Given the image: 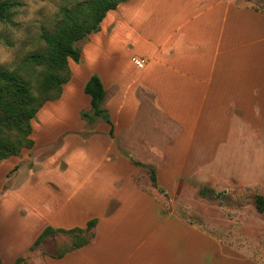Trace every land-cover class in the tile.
Returning <instances> with one entry per match:
<instances>
[{
	"label": "crops",
	"instance_id": "obj_1",
	"mask_svg": "<svg viewBox=\"0 0 264 264\" xmlns=\"http://www.w3.org/2000/svg\"><path fill=\"white\" fill-rule=\"evenodd\" d=\"M77 48L60 96L31 119L33 146L0 161V203L9 207L0 215V257L27 250L47 226L85 227L96 218L86 245L43 264H183L170 238L158 235L171 221L216 243L225 260L264 264V223L255 222L264 212L254 201L233 221H244L249 234L259 229V254L237 247L234 235L223 241L166 210L159 196H175L181 180L211 179L208 168L228 147L264 141V9L234 0H127ZM134 57L145 59L143 68ZM92 74L108 113L89 123L79 113L90 108L83 88ZM235 156L239 165L246 161ZM141 175L147 190L135 182ZM229 176L264 187L263 174Z\"/></svg>",
	"mask_w": 264,
	"mask_h": 264
},
{
	"label": "rangeland",
	"instance_id": "obj_2",
	"mask_svg": "<svg viewBox=\"0 0 264 264\" xmlns=\"http://www.w3.org/2000/svg\"><path fill=\"white\" fill-rule=\"evenodd\" d=\"M8 1L12 3V6L6 12V17L0 19V68L19 70L31 81L36 92L38 82L42 78V72H45L46 68L43 65L32 64L29 61V56L45 49L42 35L52 32L57 25L66 20V12H72L78 5L89 0ZM234 1L238 4H247L254 8L264 9V0ZM83 41H75L74 46L78 47ZM73 63L74 61L68 64V70ZM55 72L60 75H67L66 70H56ZM55 94V89L48 92L49 96ZM83 110L87 111L88 109L82 108L81 111ZM80 113V118L84 119ZM262 148H264V141L261 138L253 142L252 149L228 147L222 156L221 162L217 161L211 165V169L208 168L207 171L215 173H213L211 179L205 182L195 178L181 180L178 183L179 192L175 196L163 197L159 194L164 207L166 210H171L174 214L196 224L206 232L221 237L223 241L229 242L231 235L232 237L234 235L239 241L237 247L246 252L259 254L262 246L259 229L256 228L255 231L250 229L251 233L249 234L248 228L244 227V221L241 222L238 218V226H236L234 218L236 214L239 216L249 214L247 210L252 209L254 195L261 194L264 196V187L263 185L259 187L256 185L248 186L236 181L229 176V173L231 171L238 172L239 177H243V180L252 172H254L256 178L260 174L264 175ZM51 150L42 153L41 157L50 153ZM251 150L253 157H251ZM235 155H241L246 161L243 160L244 163L239 165L235 161ZM27 166L35 168L31 162ZM237 166H244L252 172L245 176L246 171L238 170ZM135 182L138 186L147 190V184L142 175L137 177ZM3 205L1 202V218L6 217V209H9L7 205L5 207ZM241 205L243 206V212L239 213L236 209H240ZM255 222L256 224L264 223V215L262 217L257 216ZM163 228L164 233L158 235L170 238L169 249L175 255L174 258L177 262L183 264H249L240 256L237 261L234 259L232 261L225 260L221 257L216 243H211L207 238L204 240L201 234L191 226L178 225L171 221L164 224ZM235 228L237 230H234ZM145 232L146 229H143L142 234H145ZM161 232L159 231V233ZM154 235L156 234L154 233ZM247 235L250 236L251 242L246 243ZM74 241L75 237L70 233H51L41 240L38 245L20 252L16 257H10V254L2 251L1 261L2 264H43L45 257L55 256L65 251L75 243ZM180 242L181 244H179Z\"/></svg>",
	"mask_w": 264,
	"mask_h": 264
},
{
	"label": "trees",
	"instance_id": "obj_3",
	"mask_svg": "<svg viewBox=\"0 0 264 264\" xmlns=\"http://www.w3.org/2000/svg\"><path fill=\"white\" fill-rule=\"evenodd\" d=\"M127 0H89L78 5L72 12H66V20L56 28L42 35L45 49L29 56L32 64L43 65L42 78L38 82L35 92L31 81L19 70L0 68V161L10 156L18 155L22 149L31 148V119L37 110L46 102L58 98L61 94L62 84L69 78L68 60L78 61L80 50L74 46L75 41L85 40L88 34L99 28V23L109 10ZM12 3L8 0L0 1V19L6 17V12ZM56 70H66L67 75H60ZM55 89L56 94L49 96L48 92ZM84 92L90 97V108L81 111L80 115L87 122L105 116L108 111L103 107L105 89L98 75L92 74L84 84ZM109 121V120H107ZM112 134V130H110ZM136 165L146 166L134 161ZM149 176L153 185H156L155 171L149 166ZM254 204L258 212H264V196L254 195ZM97 219H90L85 227L70 229L53 228L47 226L36 237L29 247L38 245L47 235L55 232L70 233L75 237V243L63 252L86 245L93 237V228ZM0 264H2L0 257Z\"/></svg>",
	"mask_w": 264,
	"mask_h": 264
},
{
	"label": "built area",
	"instance_id": "obj_4",
	"mask_svg": "<svg viewBox=\"0 0 264 264\" xmlns=\"http://www.w3.org/2000/svg\"><path fill=\"white\" fill-rule=\"evenodd\" d=\"M133 60H134L136 66L138 68H143V66L145 64V59L144 58H142V57H140V58L139 57L138 58L134 57Z\"/></svg>",
	"mask_w": 264,
	"mask_h": 264
},
{
	"label": "water",
	"instance_id": "obj_5",
	"mask_svg": "<svg viewBox=\"0 0 264 264\" xmlns=\"http://www.w3.org/2000/svg\"><path fill=\"white\" fill-rule=\"evenodd\" d=\"M107 118V115H105L102 119H106Z\"/></svg>",
	"mask_w": 264,
	"mask_h": 264
}]
</instances>
